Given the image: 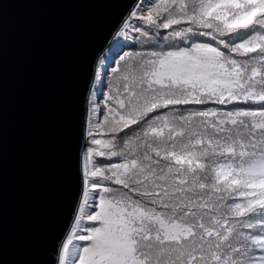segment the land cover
Segmentation results:
<instances>
[{"label": "snow or ice", "instance_id": "obj_1", "mask_svg": "<svg viewBox=\"0 0 264 264\" xmlns=\"http://www.w3.org/2000/svg\"><path fill=\"white\" fill-rule=\"evenodd\" d=\"M114 36L141 50L90 71L58 264H264V0H141Z\"/></svg>", "mask_w": 264, "mask_h": 264}, {"label": "water", "instance_id": "obj_2", "mask_svg": "<svg viewBox=\"0 0 264 264\" xmlns=\"http://www.w3.org/2000/svg\"><path fill=\"white\" fill-rule=\"evenodd\" d=\"M141 0H3L0 264H58L69 166L85 143L90 71Z\"/></svg>", "mask_w": 264, "mask_h": 264}, {"label": "trees", "instance_id": "obj_3", "mask_svg": "<svg viewBox=\"0 0 264 264\" xmlns=\"http://www.w3.org/2000/svg\"><path fill=\"white\" fill-rule=\"evenodd\" d=\"M131 24L135 23V20L130 21ZM127 40L128 45H132L131 47H126L125 41ZM112 48V54H115L116 52H119L122 48H124L126 51H132L134 48L135 50H141L139 48H136L134 42L131 40H128L126 36L122 37H115L113 44L110 46ZM105 68H108L107 62L105 63ZM110 72V69H108ZM112 83V79L110 75H106L104 77V80L99 82L95 88H92V95L95 93V96L99 98V100L102 102L104 92L106 91V88L108 85ZM90 107V106H89ZM102 107V104H101ZM115 160V158H113ZM85 225H87V221L84 222Z\"/></svg>", "mask_w": 264, "mask_h": 264}, {"label": "rangeland", "instance_id": "obj_4", "mask_svg": "<svg viewBox=\"0 0 264 264\" xmlns=\"http://www.w3.org/2000/svg\"><path fill=\"white\" fill-rule=\"evenodd\" d=\"M113 41H114V39H113ZM112 44H113V42H112ZM112 44H111V45H112ZM111 45H110V46H111ZM110 46H109V47H110Z\"/></svg>", "mask_w": 264, "mask_h": 264}, {"label": "bare ground", "instance_id": "obj_5", "mask_svg": "<svg viewBox=\"0 0 264 264\" xmlns=\"http://www.w3.org/2000/svg\"><path fill=\"white\" fill-rule=\"evenodd\" d=\"M108 48V47H107Z\"/></svg>", "mask_w": 264, "mask_h": 264}]
</instances>
